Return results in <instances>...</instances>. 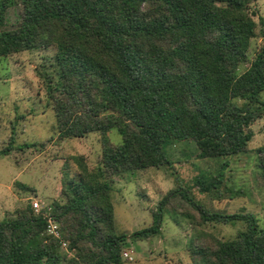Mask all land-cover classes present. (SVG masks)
<instances>
[{
  "label": "trees",
  "instance_id": "obj_1",
  "mask_svg": "<svg viewBox=\"0 0 264 264\" xmlns=\"http://www.w3.org/2000/svg\"><path fill=\"white\" fill-rule=\"evenodd\" d=\"M255 1L0 0V57L57 44L56 72H41L49 94L65 90L77 71L92 86L96 105L73 112L58 135L98 132L103 143L102 164L94 171L83 156L73 157L80 177L66 175L65 200L51 203L61 238L48 232L47 210L23 205L0 220V264H122L129 240L159 234L170 206L180 214L185 205L199 212V224L244 225L227 239L201 232L200 241L189 244L194 264H264V228L254 213L210 211L192 193L193 186L218 188L223 173L183 185L169 172L165 151L176 141L195 142L200 157L249 150L252 125L264 117V47L250 55L258 26ZM12 7L19 8L18 17L8 25ZM82 59L85 65L74 66ZM112 129L122 135L121 144L111 143ZM257 156L264 180V145ZM151 167H165L177 187L159 201L151 226L118 233L113 178ZM182 212L197 220L192 211ZM63 240L74 251L70 258Z\"/></svg>",
  "mask_w": 264,
  "mask_h": 264
},
{
  "label": "rangeland",
  "instance_id": "obj_2",
  "mask_svg": "<svg viewBox=\"0 0 264 264\" xmlns=\"http://www.w3.org/2000/svg\"><path fill=\"white\" fill-rule=\"evenodd\" d=\"M257 11V36L253 38L250 55L264 47V0L251 4ZM19 8L8 10V25L16 22ZM57 44L37 51H24L0 57V220L13 216L16 209L39 200L44 207L54 199L65 200L62 189L66 175L79 178L81 171L74 156L84 157L89 169L102 164L103 143L98 132L85 137L60 138L59 125H65L73 112L96 110L92 86L77 71L65 90L50 95L41 72H56ZM74 66L85 65V59L74 60ZM248 65H243L244 70ZM264 100V91L261 95ZM242 103V99H236ZM255 136L249 150L222 157H200L193 141L167 144L166 155L183 185H194L201 175H219L223 180L212 191L193 186L197 201L210 211L254 213L264 228V180L258 166L257 149L264 145V117L252 125ZM113 144H121L117 129L108 133ZM7 152V154H3ZM223 164H226L223 166ZM165 167L133 170L113 178L114 222L118 233L131 235L153 224V212L159 201L177 187ZM24 185V186H23ZM27 185L28 188H24ZM192 211L196 219L181 213ZM170 209L164 214L162 230L146 240H129L123 250L122 264H194L189 244L201 232L227 239L236 236L243 223L199 224V212L188 205ZM68 257L74 251L63 249ZM63 264H68L64 262Z\"/></svg>",
  "mask_w": 264,
  "mask_h": 264
},
{
  "label": "built area",
  "instance_id": "obj_3",
  "mask_svg": "<svg viewBox=\"0 0 264 264\" xmlns=\"http://www.w3.org/2000/svg\"><path fill=\"white\" fill-rule=\"evenodd\" d=\"M33 207L35 208V210L37 212H40L42 210H47L46 213H45V216L49 218V227H48V232L52 235H54L55 237L57 238H61V232L59 230V226H58V223L53 219L51 218L50 216V211H51V207H44L42 205V203L39 201V200H34L33 201ZM68 246V243L67 241H62V248H67Z\"/></svg>",
  "mask_w": 264,
  "mask_h": 264
}]
</instances>
